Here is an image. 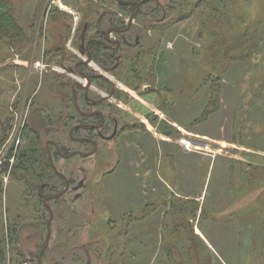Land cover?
I'll return each instance as SVG.
<instances>
[{"label":"rangeland","instance_id":"obj_1","mask_svg":"<svg viewBox=\"0 0 264 264\" xmlns=\"http://www.w3.org/2000/svg\"><path fill=\"white\" fill-rule=\"evenodd\" d=\"M90 2L0 0L5 4L0 9V248L5 252L0 264L36 262L49 211L43 264H85V248L91 264H154V249L138 255L135 220L144 210L138 202L143 198L142 223L150 226L147 247L157 241L155 230L170 229V218L161 217L168 208L153 203L160 200L204 199L203 214L237 216L244 231L264 233V43L251 53L237 44L257 19H264V0H151L156 11L136 19L144 25L138 29L145 53L138 58L137 49H130L119 71L131 67L134 75L117 78L116 112L134 127H128L133 130L122 146L101 142L106 147L90 157L56 159L58 170L81 167L84 181L81 189L47 204L31 189L30 182L37 180L15 168V151L25 145L30 128L40 135L41 147L54 137L75 146L66 139L69 125L63 135L53 131L55 119L43 118L36 104H27L32 96L42 98L58 113L59 96L51 99L49 92L54 79H64L68 89L67 81L82 79L67 70L84 58L67 29L95 17ZM61 40L66 54H74L62 65L52 59V45ZM182 136L207 143L214 153L185 151L178 143ZM184 152L188 157L180 156ZM192 209L195 214L197 208ZM254 240V248H264V238ZM243 257L248 264L259 261L254 255ZM260 258L264 262V254Z\"/></svg>","mask_w":264,"mask_h":264},{"label":"flooded vegetation","instance_id":"obj_2","mask_svg":"<svg viewBox=\"0 0 264 264\" xmlns=\"http://www.w3.org/2000/svg\"><path fill=\"white\" fill-rule=\"evenodd\" d=\"M92 1L94 3L90 2L89 5L94 6L92 10L95 17L90 20L84 18L80 24L77 22L73 27H68L67 29L70 30L68 36L71 37L72 41L75 40V46L78 51L84 54L82 60H76L74 65L70 66L67 70L71 73H78L82 76V79L73 81L72 83L67 81L70 84L69 89L64 86L66 85L64 79L62 80L59 77L54 79L55 82H53L49 92L52 94L50 95L52 96L51 99L56 100L55 97L59 96V101L57 100L60 104L58 113L49 110L52 109L50 102L35 97L37 91L33 92L35 101L37 102L32 99V96L27 104L28 108L36 104L40 108L43 118L50 116L51 119H55L53 131H60L63 135L65 128L69 125L66 139H68L69 144L75 145L69 147L62 143L63 140L56 137L53 139L49 138L43 142L44 160L46 159L47 161H45L48 163L30 172L32 181L34 179L37 180V182L30 183L31 189L37 192L45 204L53 199L49 197L56 193L62 192V194H65L70 190L81 189L84 181H80V174L83 172L81 167L78 166L76 169L70 168L66 169L69 171H63L64 169L61 166L63 170H58L55 165L56 159H70L76 156H81L82 158L90 157L97 152L99 146L105 145L106 147V144H102L103 142L117 144L116 147L122 146L124 139L134 128L116 112L117 109L114 106V102H116V98L121 94L118 90L120 82H118L117 78H121L124 74L134 75V70L131 67H128L129 70L127 69L128 71H125L124 74L119 71V68L128 56L130 49H137L136 56L138 58H140L139 55H144L145 48L142 47L141 31L138 29L144 25L136 23V19L141 16H150V14L156 11V8L150 6L151 0ZM61 43L62 40L58 41L56 45H52V59L57 57V62L62 65L65 61L70 62V59L74 60V54L67 55ZM33 47H36V45ZM140 47L143 49L142 51L139 50ZM31 58L33 63V55H31ZM40 61L43 62V56ZM54 62L56 63V59H54ZM136 73L138 75V72ZM140 75H142V72ZM46 110H49L48 114L45 112ZM135 123L132 122V124ZM129 126L133 128L130 130L128 129ZM30 129L35 133V137L40 144L42 142L40 135L35 132L34 128ZM108 147L111 148L110 144ZM76 172L78 175H76ZM76 176H79V178L77 179V183H74ZM78 198V196H75L73 201H76ZM143 199H139L142 200L138 201L139 204L145 201ZM127 214L128 216L134 215L131 212ZM125 216L123 214L120 220ZM137 221L135 220V222ZM129 223L128 220L124 224L126 229ZM126 229L122 232L123 234H127ZM45 248L43 247L39 250L36 262H24L23 264H43L46 257ZM84 250L86 254L85 264H91L90 249L87 250L85 248ZM93 250L95 252L98 249ZM124 253L125 251L118 253V255L122 256ZM69 254L72 256L74 253L70 252ZM98 257L100 258V256ZM73 258L76 259L72 256L71 259Z\"/></svg>","mask_w":264,"mask_h":264},{"label":"crops","instance_id":"obj_3","mask_svg":"<svg viewBox=\"0 0 264 264\" xmlns=\"http://www.w3.org/2000/svg\"><path fill=\"white\" fill-rule=\"evenodd\" d=\"M168 153H172L175 159L178 157L176 150L172 152L171 149ZM180 156L188 157V153H181ZM146 203L145 200L139 205L144 210L137 219L138 255L141 253L146 255L150 248L154 249V264H248L243 257L246 254L254 255L259 260L256 264H264L260 258L264 254V248H254L252 243V239L264 238V233L247 229L244 231L238 225L240 220L237 216L213 217L203 214L204 199L183 198L153 202L155 206V203H159V206L168 208L161 212V217L170 218L168 224L170 229L155 230L153 237L157 241L153 246L147 247L145 238L150 226L142 223L146 218ZM194 206L198 213L195 211L194 214L192 209ZM173 218L178 219L179 223H172ZM245 228H249L248 225ZM248 240H251V243L248 242L249 245L246 244ZM254 243L257 244L256 241ZM125 250H128L126 251L128 254L131 248L126 247Z\"/></svg>","mask_w":264,"mask_h":264},{"label":"trees","instance_id":"obj_4","mask_svg":"<svg viewBox=\"0 0 264 264\" xmlns=\"http://www.w3.org/2000/svg\"><path fill=\"white\" fill-rule=\"evenodd\" d=\"M1 7H5V4H0V9ZM228 20H231V18H228ZM255 26L253 30L251 31L247 30L246 33H243L241 35V37H243L242 40L237 39V44L238 45L241 44L242 47L241 50L246 49V52L248 53L255 51L256 49H258L261 43H264V19H257V23L255 24ZM11 27H13V25ZM224 44L226 47L230 45L226 43ZM234 46L235 44L232 45V47ZM225 50L227 49L225 48ZM245 56H246L245 53L241 52V57H245ZM152 72L153 70L151 71V73ZM216 91H219V89L217 88ZM5 133L6 132L3 131V134ZM3 137L4 136L2 135L0 138V142ZM23 139H25V145L24 146L21 145L20 148L15 151L16 154L15 168H20V170L30 173L31 171L33 172L38 168L45 166L46 163L43 160L44 159L43 149L40 146L39 142L37 141V138L35 137V134H33L31 129H29L24 134ZM10 235L13 236L14 233L10 232ZM4 253H5L4 249L0 248V262H2V256L4 255Z\"/></svg>","mask_w":264,"mask_h":264},{"label":"built area","instance_id":"obj_5","mask_svg":"<svg viewBox=\"0 0 264 264\" xmlns=\"http://www.w3.org/2000/svg\"><path fill=\"white\" fill-rule=\"evenodd\" d=\"M178 143L181 145V147L185 150V151H197L200 153H211L213 154L214 151L212 149L209 148V145L207 143L205 144H200L197 142H193L191 139L182 136L180 138H178ZM210 154V155H211Z\"/></svg>","mask_w":264,"mask_h":264},{"label":"water","instance_id":"obj_6","mask_svg":"<svg viewBox=\"0 0 264 264\" xmlns=\"http://www.w3.org/2000/svg\"><path fill=\"white\" fill-rule=\"evenodd\" d=\"M87 155V154H85ZM62 194V192H59V193H56L54 194L53 196H50L49 198H56V197H59L60 195ZM51 219H52V211H50V217L48 219V222H47V234H46V238H45V245H44V248L47 246L48 244V240H49V235H50V222H51ZM40 261V259H39Z\"/></svg>","mask_w":264,"mask_h":264},{"label":"bare ground","instance_id":"obj_7","mask_svg":"<svg viewBox=\"0 0 264 264\" xmlns=\"http://www.w3.org/2000/svg\"><path fill=\"white\" fill-rule=\"evenodd\" d=\"M201 19H203V17H202L201 15L196 17V20H198V22H199L200 24L202 23Z\"/></svg>","mask_w":264,"mask_h":264}]
</instances>
